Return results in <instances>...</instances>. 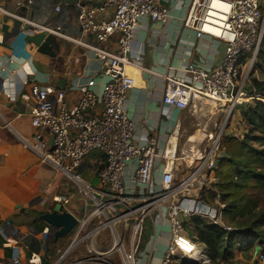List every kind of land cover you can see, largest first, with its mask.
<instances>
[{"label":"built area","instance_id":"1","mask_svg":"<svg viewBox=\"0 0 264 264\" xmlns=\"http://www.w3.org/2000/svg\"><path fill=\"white\" fill-rule=\"evenodd\" d=\"M263 4L264 0H191L184 27L193 30L198 39L223 43L224 60L210 70L189 64L182 79L163 76L164 105L197 112L198 106L210 102L232 113L248 103L244 72L250 74L258 61L264 39ZM75 8L82 32L94 40V44L82 45L101 60L108 81L101 94L82 89L73 106L69 105L65 90L34 86V142L15 134L23 149L33 151L42 162L62 173L83 199V216L78 219L69 246L59 251L58 263H65L77 248L85 246L93 261L118 254L121 264H139L146 222L159 211L167 217L171 232V243L161 264H177L179 252L185 253L181 248L187 227L184 218L198 216L214 225L221 222L216 211L191 198L194 188L201 191L208 174L216 170L221 136H213L211 144L200 145L196 153L190 152L187 144L179 150L180 126L162 150L155 139L135 144L136 128L125 107L135 86V80L127 73V68L134 65L130 53L135 32L143 18L153 23L167 22L169 10L158 0H102L95 6L79 0ZM55 10L59 13L61 7ZM44 31L52 32L34 27V32ZM114 38L117 49L112 52L105 46ZM99 104L102 113L90 116ZM44 134L52 138L50 147L43 142ZM95 153L105 158V166L98 172V186L77 173L85 159ZM184 159L193 162L192 170L177 181L178 162ZM161 161L156 185L154 176ZM57 201L68 203L60 198ZM106 232L110 234V245L99 251L95 241ZM10 264L23 263L15 258ZM257 264H264V251L259 253Z\"/></svg>","mask_w":264,"mask_h":264},{"label":"crops","instance_id":"2","mask_svg":"<svg viewBox=\"0 0 264 264\" xmlns=\"http://www.w3.org/2000/svg\"><path fill=\"white\" fill-rule=\"evenodd\" d=\"M101 1L85 3L95 6ZM158 1L169 10V19L161 24L143 18L138 24L130 53L134 65L127 68L135 86L125 107L136 128L134 143L140 145L155 139L162 150L178 126L179 138L191 130L186 121L188 111L162 102L163 76L182 79L189 64L207 70L217 67L224 60L225 45L211 38L198 39L193 30L184 27L191 0ZM58 6L59 13L55 10ZM262 10L264 13V4ZM76 16L75 4L64 0H0V261L5 264L15 258L23 264H59V251L69 246L73 234L56 240L57 229L42 221V217L54 213L58 206L77 219L84 213L83 199L73 185L33 151L23 149L15 135L34 142L32 112L37 102L33 94L36 85L65 90L72 106L82 89L102 93L108 81L102 62L82 45L94 44V40L82 32ZM34 27L52 32H34ZM105 48L116 51V38ZM262 76L256 71L254 79L263 81ZM102 110L99 104L89 115H100ZM42 139L47 146L52 145L49 134ZM192 163L188 159L179 161L177 179L189 175ZM104 166V156L95 153L85 159L77 173L98 186V172ZM162 166V161L157 163L156 185ZM192 194L191 198L216 211L198 188ZM57 198L68 203H59ZM106 233L95 241L99 251L110 245ZM170 243L168 219L157 211L146 222L139 264H161ZM261 250L262 247H255L249 253L239 252L235 259L243 264H257ZM63 264H121V258L114 254L93 261L87 248L81 246Z\"/></svg>","mask_w":264,"mask_h":264},{"label":"trees","instance_id":"3","mask_svg":"<svg viewBox=\"0 0 264 264\" xmlns=\"http://www.w3.org/2000/svg\"><path fill=\"white\" fill-rule=\"evenodd\" d=\"M256 71L264 77V39ZM253 97L264 99V81L252 78ZM248 126L245 137L224 141L225 156L218 160L216 171L225 206L222 225L192 216L196 242L204 245L212 264L234 260L239 252L249 253L255 247L264 251V104L255 102L244 113Z\"/></svg>","mask_w":264,"mask_h":264},{"label":"rangeland","instance_id":"4","mask_svg":"<svg viewBox=\"0 0 264 264\" xmlns=\"http://www.w3.org/2000/svg\"><path fill=\"white\" fill-rule=\"evenodd\" d=\"M255 72H256V66L252 69L250 74H247L246 71L244 72V78L248 79L247 82L248 86L246 87V93H247L246 99L250 97L251 100L247 101L248 103L237 107L234 112L229 113L228 109L223 111L219 106L211 104L210 102H204L202 106H198L197 112H193L192 110L187 112L186 121L187 124L190 126L191 130L188 135L180 138L179 150H181L185 144H187L188 146V143L193 141L198 145L199 148L200 145L206 147L209 144H211V141L209 140L213 136L215 138L218 135H220L221 149L219 152V159H218L220 160L225 156L223 144L226 139L229 138L242 139L247 135L248 126L244 122V118H243L244 113L247 111L248 107L253 105L255 102H261L262 104H264V101H262L264 99H261L259 97H253L251 95L252 78H254ZM261 79L264 81L263 76L261 77ZM199 108H202V111H200ZM193 136L195 137L191 138ZM191 147L193 148V146ZM217 169H218V165L216 167V170L211 173L210 177L206 178V183L204 184L201 193L203 195L204 200L207 201L209 204H212L213 207L216 209V213L220 214V211L222 212L225 206L220 202L221 194L217 189V186L219 184V180L217 179L216 176ZM180 180L181 177L177 179V181ZM207 221L212 222L211 220H207ZM186 224L189 226V221H187ZM219 225H222V223L220 222ZM108 236L110 238L109 233ZM196 239H197V234L195 232L194 227H186V235L184 236V239L181 244V248L185 253H182V251L179 252L177 256V259H179L177 264H201L202 262L200 260H197V258L191 255V253L194 251L195 248L206 255L208 262V263L206 262L207 264H212L209 260V254L207 252L206 247L200 243H197ZM219 264H243V263H240L234 258V260L221 262Z\"/></svg>","mask_w":264,"mask_h":264},{"label":"water","instance_id":"5","mask_svg":"<svg viewBox=\"0 0 264 264\" xmlns=\"http://www.w3.org/2000/svg\"><path fill=\"white\" fill-rule=\"evenodd\" d=\"M69 3H77L79 0H64ZM237 93V88L234 90L233 95ZM42 221L57 229L55 239H62L73 232L78 224V219L70 213L63 211L62 206H58L54 213L46 214L42 217Z\"/></svg>","mask_w":264,"mask_h":264},{"label":"bare ground","instance_id":"6","mask_svg":"<svg viewBox=\"0 0 264 264\" xmlns=\"http://www.w3.org/2000/svg\"><path fill=\"white\" fill-rule=\"evenodd\" d=\"M252 99H254V98H252ZM249 100H251L250 99V97L248 98V99H245V101L247 102V101H249ZM262 101H264V100H262ZM195 136H193V137H191V138H194ZM188 142H189V140H188ZM191 146H193V148L191 147ZM188 149L190 150V152L191 151H193L194 153H196V152H198L199 151V147H198V145L193 141V142H189L188 143ZM191 255L193 256V257H195V258H197V260H200L202 263L201 264H207L208 262H207V258H206V255L204 254V253H202V252H200L198 249H194V251L191 253ZM207 262V263H206Z\"/></svg>","mask_w":264,"mask_h":264}]
</instances>
